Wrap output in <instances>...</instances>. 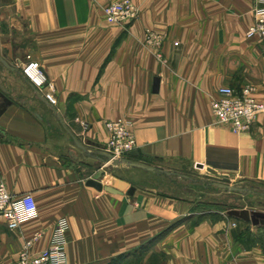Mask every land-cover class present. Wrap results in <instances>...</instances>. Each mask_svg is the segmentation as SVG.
Segmentation results:
<instances>
[{"label":"crops","instance_id":"0c3cea01","mask_svg":"<svg viewBox=\"0 0 264 264\" xmlns=\"http://www.w3.org/2000/svg\"><path fill=\"white\" fill-rule=\"evenodd\" d=\"M120 1L0 0V22L12 15L26 22L29 56L52 87H35L26 64L10 62L0 43L12 67L0 61V102H10L0 115V185L16 197L33 195L38 206L17 231L0 221V264L18 261L36 233L31 254L45 252L62 219L68 264H264V221L221 211L250 210L240 206L247 192L227 191L236 205L208 200L212 209L204 210L205 201H176L137 184L133 196L87 186L105 167L96 156L107 149L106 123L117 119L131 125L135 162L179 160L232 186L264 184V114L248 132L212 114L225 86L253 85L264 98V42L246 38L253 0H133L135 20L109 23L104 9ZM119 180L132 185L109 173L102 183Z\"/></svg>","mask_w":264,"mask_h":264},{"label":"built area","instance_id":"2783aa9c","mask_svg":"<svg viewBox=\"0 0 264 264\" xmlns=\"http://www.w3.org/2000/svg\"><path fill=\"white\" fill-rule=\"evenodd\" d=\"M94 2L98 0H92ZM254 22L249 27L246 38L248 40L260 39L264 42V0H253ZM109 23L133 21L137 18L138 8L133 0H122L107 5L104 9ZM147 41L158 49L161 46L159 36H149ZM158 57L161 58L160 53ZM29 62L24 67V74L38 89L48 85V79L40 64L29 56ZM212 114L215 120L224 125L231 126L237 132H248L259 116L264 114V98L257 97V88L247 85L240 91L232 87H222L217 98L212 102ZM86 126V124H83ZM109 132V142L106 152L115 159H124L137 148V142L130 129V123L124 119H117L106 123ZM38 215V206L33 195L16 197L12 195L5 185H0V221H5L11 231H17L21 226L35 219ZM68 223L65 219L59 221L51 240L49 248L38 256L31 254L33 245L41 238L36 233L29 240L18 261L13 264H68L66 253ZM227 264H238L230 261Z\"/></svg>","mask_w":264,"mask_h":264},{"label":"rangeland","instance_id":"374dc122","mask_svg":"<svg viewBox=\"0 0 264 264\" xmlns=\"http://www.w3.org/2000/svg\"><path fill=\"white\" fill-rule=\"evenodd\" d=\"M33 42L34 38L30 34L25 21L12 15V18L6 22H0V43L6 45L10 50L12 57L10 58V62L16 63L18 61L27 64L30 61V50L28 49L32 46ZM127 158L128 156L125 157V159ZM130 160L133 161L134 159ZM145 164L163 169L165 172L173 173V175L161 174L159 172H138V170L136 172H128V167H124V173H114V167L110 169L106 168V173H109L110 176H114L117 179H120V177L128 178L132 182V186L137 184L140 187L156 190L158 194L176 201L183 200L196 204L198 200H202L203 202L213 200L221 203L224 201L230 206L236 205L233 204L234 201L230 199L227 191L213 186L210 187V184L221 182L222 180L220 176L211 171L204 170L201 167H195L194 165L179 160L157 162L147 160ZM205 185L210 189H206L204 187ZM244 186L247 189V193L244 196L243 202L240 203V206L249 208L254 215L264 216V184L251 182L246 183ZM228 207H223V205L221 207V211L226 215L230 209ZM203 209L209 210L212 207L211 205L204 204ZM126 264H133V261L129 260Z\"/></svg>","mask_w":264,"mask_h":264},{"label":"water","instance_id":"95a60500","mask_svg":"<svg viewBox=\"0 0 264 264\" xmlns=\"http://www.w3.org/2000/svg\"><path fill=\"white\" fill-rule=\"evenodd\" d=\"M0 61L8 68L12 69V67L9 65V63L1 57L0 55ZM160 89V78H156L154 80V92L158 93ZM10 104V102L7 99H4V103L0 102V115L5 111L6 107ZM40 118V117H39ZM77 145L87 154H89V151L79 142H77ZM90 156H93L89 154ZM139 152L137 150H134L128 154L127 159H115L112 155H109L107 153H99L96 158H98L100 161H102L105 165V167L101 168L95 175H93L88 181L87 186L93 187L97 189L98 191H105L107 193L113 194V195H123L125 192L129 196H133L137 188L135 186H132L129 182L125 180H119L116 183L110 184L108 186H104L102 183V179L104 178L107 170L106 168H121L123 166H126L128 168H136V169H142L147 172H159L164 173L166 175H173V173L165 172L163 169H158L152 166H149L145 163L135 162L131 161L129 158L138 157ZM110 164V165H109ZM111 166V167H110ZM221 182L214 183V186L226 190L228 192H235V193H241L245 194L246 189L243 187L238 186H232L230 179L221 178ZM238 202V201H237ZM229 217H232L234 219L243 220L246 222H251L253 225H259L262 221H264V216L261 215H254L251 213L248 209H232L228 211Z\"/></svg>","mask_w":264,"mask_h":264},{"label":"trees","instance_id":"16d2710c","mask_svg":"<svg viewBox=\"0 0 264 264\" xmlns=\"http://www.w3.org/2000/svg\"><path fill=\"white\" fill-rule=\"evenodd\" d=\"M212 186L215 187L214 184H210V187H212ZM204 187H205L206 189H210L209 187H207V185H205ZM243 188H244V187H243ZM245 189H246V188H245ZM246 192H247V189H246ZM203 204L211 205V207H212V205H213V204L209 203L208 200H206V202H204ZM225 204H226V203H225ZM203 207H204V205H203Z\"/></svg>","mask_w":264,"mask_h":264}]
</instances>
